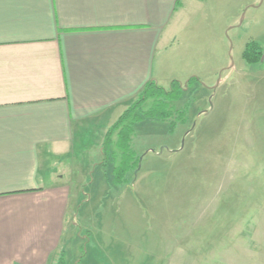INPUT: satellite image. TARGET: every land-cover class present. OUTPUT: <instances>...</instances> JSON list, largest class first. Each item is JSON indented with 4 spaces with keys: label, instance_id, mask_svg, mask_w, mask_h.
I'll return each instance as SVG.
<instances>
[{
    "label": "rangeland",
    "instance_id": "1",
    "mask_svg": "<svg viewBox=\"0 0 264 264\" xmlns=\"http://www.w3.org/2000/svg\"><path fill=\"white\" fill-rule=\"evenodd\" d=\"M182 2L157 63L159 85L184 87L176 126L134 124L140 165L126 184L114 183L117 161L101 151L137 96L79 134L63 158L79 164L62 171L76 215L56 264L62 252L66 264H264V0ZM253 41L262 57L252 64L243 51Z\"/></svg>",
    "mask_w": 264,
    "mask_h": 264
},
{
    "label": "crops",
    "instance_id": "2",
    "mask_svg": "<svg viewBox=\"0 0 264 264\" xmlns=\"http://www.w3.org/2000/svg\"><path fill=\"white\" fill-rule=\"evenodd\" d=\"M182 8L0 0V264H56L70 209L76 215L73 178L62 171L79 164L63 158L82 131L159 84L163 35Z\"/></svg>",
    "mask_w": 264,
    "mask_h": 264
},
{
    "label": "trees",
    "instance_id": "3",
    "mask_svg": "<svg viewBox=\"0 0 264 264\" xmlns=\"http://www.w3.org/2000/svg\"><path fill=\"white\" fill-rule=\"evenodd\" d=\"M261 52L262 46L253 41L247 44L243 51V57L249 63H257L262 57L260 56ZM183 89V84L179 80H173L168 89L159 85L155 80H151L138 94L137 99L123 111L112 125L107 133L105 145L101 152L107 160L117 161V165L113 168L115 184H126L128 182L127 174L139 169L140 157L132 146L135 137L134 124L144 118L170 120L171 131H173L176 124L172 118L175 112L172 102L180 97ZM149 100H151L149 107L143 109V105ZM180 113L181 115L184 114V110ZM116 131L117 139L114 142L112 136ZM113 143L120 150L119 158H117V153L113 151L110 153ZM57 264H66L63 252Z\"/></svg>",
    "mask_w": 264,
    "mask_h": 264
}]
</instances>
